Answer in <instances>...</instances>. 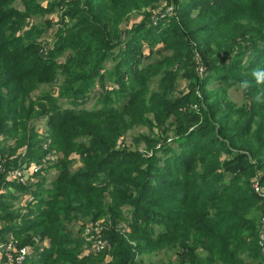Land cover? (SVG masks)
Wrapping results in <instances>:
<instances>
[{
	"label": "trees",
	"instance_id": "trees-1",
	"mask_svg": "<svg viewBox=\"0 0 264 264\" xmlns=\"http://www.w3.org/2000/svg\"><path fill=\"white\" fill-rule=\"evenodd\" d=\"M254 70L264 0H0V242L23 264H264ZM98 222L109 252L83 236Z\"/></svg>",
	"mask_w": 264,
	"mask_h": 264
},
{
	"label": "built area",
	"instance_id": "built-area-1",
	"mask_svg": "<svg viewBox=\"0 0 264 264\" xmlns=\"http://www.w3.org/2000/svg\"><path fill=\"white\" fill-rule=\"evenodd\" d=\"M202 69L200 70V72ZM48 159V158H47ZM46 159L42 162H45ZM38 169L36 166H29L22 170H14L9 173L8 179L15 180L21 185H25L29 181V175L31 176L33 172ZM32 171V172H31ZM252 192L264 200V184H262L258 179H255L252 183ZM102 230L100 222L95 224H89L83 233V236L87 238L88 242L91 243V250L94 253L109 252L110 245L103 239L100 235ZM259 232L260 237L263 242L264 250V207L262 216L259 222ZM33 254L32 249L29 247H16L15 241L6 240L3 241V245H0V255L4 258L0 261V264H23L25 258Z\"/></svg>",
	"mask_w": 264,
	"mask_h": 264
},
{
	"label": "rangeland",
	"instance_id": "rangeland-1",
	"mask_svg": "<svg viewBox=\"0 0 264 264\" xmlns=\"http://www.w3.org/2000/svg\"><path fill=\"white\" fill-rule=\"evenodd\" d=\"M45 4H46V2L45 1H43L42 2V5L43 6H45ZM17 7H19V8H21V6H20V3H16L15 4ZM19 10H22V9H19ZM45 18H46V16H45ZM48 18V17H47ZM49 18H53L54 20H56V17L55 16H50ZM139 20V15L138 14H132V15H130V19H129V21H131V22H136V21H138ZM37 21H39V19H35V22L34 23H36ZM47 38H50V36H47ZM146 47V46H145ZM144 47V48H145ZM62 60V59H61ZM185 85H186V82L184 81V80H179V82L177 83V90L178 91H182V90H184V87H185ZM153 86L154 85H152V87L151 88H153ZM228 93H229V97H230V99L231 100H233L234 102H236L237 104H240L241 102H242V94H241V92L239 91V90H235V89H231V90H229L228 91ZM35 94H37V92L35 93ZM93 105V101L92 102H89V104L87 105V108H89L90 106H92ZM41 132L42 131H45V129H44V127H43V125H41ZM140 132H147L146 131V129H144V128H136V129H133V130H131V131H129L127 134H126V136H125V140L127 141V142H132V139L138 134V133H140ZM42 134V133H41ZM42 136L44 137V135L42 134ZM140 148H142L143 147V144H140V146H139ZM72 157L73 158H77L76 157V155H72ZM54 158H56V157H54ZM75 165H79L77 162L75 163ZM31 166H34V165H31ZM75 168H76V166H75ZM32 172V171H31ZM48 174H47V176H49L50 175V178L54 175V173H55V171L54 170H50L49 172H47ZM29 178H30V180H29V182L27 183V184H25V185H28L29 183H31L33 180H34V178H36V177H34V176H30L29 175ZM24 185V186H25ZM16 196H17V198H19V200H22V202L21 203H23V202H25V200H27L28 199V193H23L22 195H20V194H15ZM30 199V198H29ZM28 199V200H29ZM18 200L17 201H15L14 202V208H18V207H22V204H21ZM0 225H1V223H0ZM78 229V227L76 226L75 227V230H77ZM258 230H259V226H258ZM259 236H260V232H259ZM260 239H261V237H260ZM6 240H10V241H15V242H17L18 241V239H16L14 236H12V235H8V236H6L5 237V240L4 241H6ZM262 241V240H261ZM0 245L2 246L3 245V242H0ZM30 256H36L35 254L34 255H29V257ZM0 257H2L1 255H0ZM32 257H30V258H32ZM173 256L170 254V253H165V252H161V253H158L157 255H155V256H149V257H145V261H146V264H150L151 262L152 263H156V262H159V264H170V263H172V261H173ZM4 258H0V261L1 260H3Z\"/></svg>",
	"mask_w": 264,
	"mask_h": 264
},
{
	"label": "clouds",
	"instance_id": "clouds-1",
	"mask_svg": "<svg viewBox=\"0 0 264 264\" xmlns=\"http://www.w3.org/2000/svg\"><path fill=\"white\" fill-rule=\"evenodd\" d=\"M253 76L255 77L257 83H264V72H258L257 70L253 71ZM242 86L247 88L249 86L247 81L242 82ZM261 95L257 94L254 99L256 100L257 103H261L260 99Z\"/></svg>",
	"mask_w": 264,
	"mask_h": 264
},
{
	"label": "water",
	"instance_id": "water-1",
	"mask_svg": "<svg viewBox=\"0 0 264 264\" xmlns=\"http://www.w3.org/2000/svg\"><path fill=\"white\" fill-rule=\"evenodd\" d=\"M262 256L264 257V250L262 251Z\"/></svg>",
	"mask_w": 264,
	"mask_h": 264
}]
</instances>
